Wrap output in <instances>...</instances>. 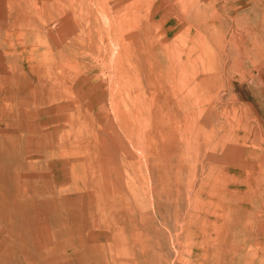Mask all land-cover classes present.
<instances>
[{
  "label": "rangeland",
  "instance_id": "1",
  "mask_svg": "<svg viewBox=\"0 0 264 264\" xmlns=\"http://www.w3.org/2000/svg\"><path fill=\"white\" fill-rule=\"evenodd\" d=\"M0 3V264H264V0ZM137 91L162 145L132 182L98 162L144 145Z\"/></svg>",
  "mask_w": 264,
  "mask_h": 264
},
{
  "label": "bare ground",
  "instance_id": "2",
  "mask_svg": "<svg viewBox=\"0 0 264 264\" xmlns=\"http://www.w3.org/2000/svg\"><path fill=\"white\" fill-rule=\"evenodd\" d=\"M127 2H129L130 0H126ZM181 1V0H180ZM4 2V1H3ZM140 2H141V0H135V1H132L131 0V4H129V6H125L124 7V10L125 9H129V8H132V9H134L135 10V7H136V5H140ZM78 3V2H77ZM83 3V2H82ZM177 3V2H176ZM179 3V2H178ZM185 3V2H184ZM183 3V4H184ZM188 3V2H187ZM1 4V3H0ZM16 4V3H15ZM97 4H99V2H97ZM3 5V4H2ZM179 7V6H178ZM185 7V6H184ZM184 7H183V9H184ZM93 8V7H92ZM35 9V8H34ZM87 9H88V7H87ZM121 9V8H120ZM187 9V8H186ZM91 10H93V9H91ZM104 11H107L106 9H104V7L103 6H100L99 8H98V10H97V12L98 13H104ZM119 11V10H118ZM117 11V12H118ZM92 11H90V13H91ZM181 12V11H180ZM85 13V12H84ZM89 13V14H90ZM109 13V12H108ZM14 14V13H13ZM67 14H69V13H67ZM80 14V13H79ZM117 14H119V13H117ZM4 15V14H3ZM7 17H8V15H6ZM66 16V15H65ZM64 16V18L66 19V17ZM67 16H69V15H67ZM84 16V15H83ZM82 16V17H83ZM90 16V15H89ZM92 16V15H91ZM139 16V15H138ZM137 16V17H138ZM4 16H2V18H3ZM40 17V16H39ZM70 17V16H69ZM109 17V16H108ZM140 17V16H139ZM63 18V17H62ZM68 18V17H67ZM85 18V17H84ZM91 18V17H90ZM140 18H143L142 17V15H141V17ZM1 19V18H0ZM28 19V18H27ZM104 19V18H103ZM138 19V18H137ZM3 20H4V18H3ZM3 20H1V21H3ZM68 20L69 19H67V22H68ZM84 20V19H83ZM62 20H60V22H61ZM86 21V20H85ZM3 22H5V21H3ZM57 22H59V21H57ZM80 22V21H79ZM82 22V21H81ZM91 22V21H90ZM1 23V22H0ZM29 23V22H28ZM43 23V25H44V22H42ZM56 23V22H55ZM1 24H3V23H1ZM21 24V23H20ZM27 24V23H26ZM63 24H64V22H63ZM81 24V23H80ZM87 24V23H86ZM7 25H9V23L7 24ZM23 25V24H22ZM56 25V24H55ZM55 25H52V27L53 26H55ZM59 25V24H58ZM57 25V26H58ZM62 25V24H61ZM90 25H91V23H90ZM3 26V25H2ZM46 26V25H45ZM56 26V27H57ZM63 26V25H62ZM67 26V25H66ZM65 25H64V27H66ZM69 26H71V24L69 25ZM104 26V25H103ZM4 27V26H3ZM61 27V26H60ZM101 27V26H100ZM58 28V27H57ZM85 28V27H84ZM26 29V28H25ZM28 29V28H27ZM48 29H50V28H48ZM61 28H59V30H60ZM78 29V28H77ZM95 29V28H94ZM73 30V29H72ZM49 31V30H48ZM57 31V30H56ZM61 31H64V29L63 30H61ZM49 32H51V31H49ZM48 32V33H49ZM11 33V32H10ZM47 33V34H48ZM57 33V32H56ZM59 33V32H58ZM61 33V32H60ZM69 33V31L67 32V34ZM88 34V33H87ZM50 36H51V34H49ZM56 35V34H55ZM59 35V34H58ZM57 35V36H58ZM69 35H71V33L70 34H68V36ZM99 35V34H98ZM12 36V35H11ZM53 36V35H52ZM146 36V35H145ZM55 37V36H54ZM54 37H51V38H54ZM100 37V36H99ZM103 37V36H102ZM107 37V36H106ZM38 38V37H37ZM5 39H7V38H5ZM12 39V38H11ZM55 39V38H54ZM58 39H60V38H58ZM136 39V38H135ZM40 39L38 38V41H39ZM53 40V39H52ZM68 40V39H67ZM80 40V39H79ZM132 40H134V39H132ZM131 40V41H132ZM35 42V41H34ZM136 42V41H135ZM135 42H132V43H134L135 44ZM139 42V41H138ZM59 43H60V41H59ZM8 44V43H7ZM61 44V43H60ZM130 44V43H129ZM133 44V45H134ZM62 45V44H61ZM110 45H111V42H110ZM131 45V44H130ZM136 45V44H135ZM37 46V45H36ZM116 46V45H115ZM138 46V45H137ZM165 46V45H164ZM131 47V46H130ZM139 47V49H140V47L141 46H138ZM111 49H112V47H111ZM112 50H114V51H116L114 48L112 49ZM135 50H136V46H135ZM15 51V50H14ZM13 51V52H14ZM98 51V50H97ZM100 51V50H99ZM140 51H141V49H140ZM46 53V52H45ZM106 54H107V52H105ZM134 53V52H133ZM142 53V52H141ZM47 54V53H46ZM57 54H59V51L57 52ZM98 54H99V52H98ZM136 54H138L137 53V51H136ZM183 54V53H182ZM95 55V54H94ZM102 55V54H101ZM112 55H114V52H112ZM126 55V54H125ZM124 55V56H125ZM141 55V54H140ZM61 56V55H60ZM85 56V55H84ZM105 56V55H104ZM103 56V57H104ZM138 56H139V54H138ZM142 57H144V56H142ZM91 58V57H90ZM115 58V57H114ZM173 58H174V56H173ZM44 59V58H43ZM58 59V58H57ZM138 60L140 59V57L139 58H137ZM53 60H54V56H53ZM128 60V59H127ZM144 60V59H143ZM100 61V60H99ZM137 61V60H136ZM140 61H141V59H140ZM96 62H98V61H96ZM101 62V61H100ZM115 62V61H114ZM113 62V63H114ZM138 62V61H137ZM145 62V61H144ZM188 62V61H187ZM56 63V62H55ZM138 65H139V62L137 63ZM183 64H184V62H183ZM104 65V64H103ZM102 65V66H103ZM98 66V65H97ZM141 66H143V65H140V67ZM104 67V66H103ZM17 68V67H16ZM58 69H59V67H57ZM141 69V68H140ZM146 69H148V68H146ZM17 70H19V68H17ZM105 70V69H104ZM149 70V69H148ZM147 70V71H148ZM161 70V69H160ZM183 70H185V68L183 69ZM182 70V71H183ZM11 71H13V70H11ZM117 71V70H116ZM162 71V70H161ZM16 72V71H15ZM105 72V71H104ZM108 72V71H107ZM140 72H141V70H140ZM163 72V71H162ZM46 73V72H45ZM99 73H101V72H99ZM145 72H143V74H144ZM16 74V73H15ZM28 74V73H27ZM59 74V73H58ZM67 74V73H66ZM105 74V73H104ZM103 74V75H104ZM148 74L149 73H147V76H148ZM182 74V73H181ZM10 75V74H9ZM13 75H14V72H13ZM49 76H50V74H48ZM114 75V74H113ZM141 75V74H140ZM144 75H146V74H144ZM143 75V76H144ZM185 75V74H184ZM12 76V75H11ZM14 76H16V75H14ZM14 76H13V80H14ZM21 76V75H20ZM97 76V75H96ZM127 76V75H126ZM138 76V75H137ZM150 76V75H149ZM178 76V75H177ZM16 77H19L18 76V74H17V76ZM99 76H97V78H98ZM139 77V76H138ZM166 77V76H165ZM89 78V77H88ZM100 78V77H99ZM98 78V82H99V80L101 79H99ZM103 78V77H102ZM142 78V77H141ZM169 78V77H168ZM173 78V77H172ZM16 79H18V78H16ZM15 79V80H16ZM47 79H48V81H51V80H49V78L47 77ZM51 79V78H50ZM104 80V79H103ZM110 80V79H109ZM148 80L149 79H147V82H148ZM17 81V80H16ZM19 81V80H18ZM89 81H90V79H89ZM107 81H108V79H107ZM53 82V81H52ZM97 82V83H98ZM150 82H151V79H150ZM170 82V81H169ZM188 82L189 81H187L185 78H184V80H179L178 81V86H185L186 84H188ZM17 83V82H16ZM30 83H32V82H30ZM29 83V84H30ZM34 83V82H33ZM100 83V82H99ZM103 83V82H102ZM101 83V84H102ZM119 83V82H118ZM166 83V82H165ZM206 83V82H205ZM36 84V83H35ZM54 84V83H53ZM70 84V83H69ZM77 84V83H76ZM15 85V84H14ZM104 85V84H103ZM151 85V84H150ZM171 85V84H170ZM30 86V85H29ZM33 86H35L36 87V85H34L33 84ZM69 85H66V87H68ZM81 86H83V85H81ZM80 86V87H81ZM153 86V85H152ZM152 86H150V87H147L148 89H153V87ZM15 87V86H14ZM34 87V88H35ZM94 87V86H93ZM33 88V89H34ZM65 88V87H64ZM71 88V87H70ZM70 88H68V89H70ZM142 88V87H141ZM32 89V88H31ZM31 89H29V90H31ZM36 89H37V87H36ZM35 89V90H36ZM67 89V88H66ZM66 89H65V92H66ZM170 90H171V88H169ZM187 89H189V87H187ZM72 90V89H71ZM74 90H76V89H74ZM107 90H108V88H107ZM183 90V89H182ZM86 91V90H85ZM90 91V90H89ZM187 91V90H186ZM30 92V91H29ZM35 91H33V93H34ZM38 92V91H37ZM58 92V91H57ZM63 92H64V90H63ZM87 92V91H86ZM108 92V91H107ZM107 92H105L104 91V93H107ZM144 92V93H143ZM150 92V95L152 94V92L151 91H149ZM172 94H175V90H174V88L172 89ZM188 92H189V90H188ZM31 94V92H30V94L31 95H34V94ZM36 93V92H35ZM68 93V92H67ZM71 93V95H72V92H70ZM145 93H146V91H142V92H139V91H137L134 95L135 96H133L132 98H131V100L129 101V104H128V109L133 113H130V112H127V114H126V116H128L129 118H134L133 120H127V122H126V126H127V128H126V131L129 133V135H130V138H129V142H131V143H133L132 141H133V139H134V141H136V139L135 138H137L138 140H139V143L141 142V143H143L144 145L142 146V147H140V145L138 146V147H140V148H142V149H138L137 148V146H135L136 148L134 149L133 148V150H132V152H126V151H122V155L120 156V155H118L119 153H118V151L116 150V149H113V148H108L107 149V147H106V149L104 150V148H103V150H104V154H105V160H104V156H100L99 158V165H98V171H102V170H104L105 168H107L108 166L107 165H111L112 166V171L114 172V171H117V170H119V169H121V167H123L124 165H127V166H129V167H131V169H129V167H126V169H125V173H126V178L127 179H129V180H132V182H133V180H134V178H135V176H136V178L138 177V171H137V169L135 168V166L137 167V165H138V163L139 162H141V163H139V165L140 166H142V165H146V161H147V158L149 157V156H147V152H146V145H145V140L142 138H140L141 136H140V130H141V128H143L144 127V130L143 131H146V129L147 130H149L150 132H153L152 131V125H154V127H157V132H156V130H155V132H153V134H154V137H156V145H157V147H160L161 145H162V143H161V139H162V135H161V123H159L158 121H156L155 119L157 118V120L159 119H161V103H162V100H161V93L160 92H156L155 91V93H153L152 95H153V97L151 98H146V96H145ZM29 94V95H30ZM96 94V93H95ZM95 94H93L92 96L94 97V95ZM124 94H126V93H124ZM132 94V93H131ZM130 94V95H131ZM155 94H159L157 97H156V95ZM185 94H186V92H185ZM189 94V93H188ZM70 95V94H69ZM70 95V96H71ZM73 95H74V93H73ZM106 95V94H105ZM36 96H38L37 94H36ZM69 96V97H70ZM91 96V97H92ZM15 97V96H14ZM31 97V96H30ZM72 97V96H71ZM75 96H73V98H74ZM21 98V97H20ZM32 98H33V96H32ZM67 98V97H66ZM78 98V97H77ZM94 98H96V97H94ZM23 99H24V97H23ZM28 99V98H27ZM35 99V97L32 99V100H34ZM68 99V98H67ZM93 99V98H92ZM148 99V100H147ZM200 99V98H199ZM17 99H15V101H16ZM30 100V99H29ZM37 100V99H36ZM85 100V99H84ZM90 100V99H89ZM21 101H23L22 100V98H21ZM107 101V100H106ZM148 101V102H147ZM24 102V101H23ZM29 102V101H28ZM31 102V101H30ZM32 102H34V101H32ZM49 102H50V100H49ZM55 101H53V103H54ZM90 102V101H89ZM95 102H96V100H95ZM19 103H20V101H19ZM18 103V104H19ZM22 103V102H21ZM20 103V104H21ZM25 103H27L26 101H25ZM48 103V102H47ZM52 103V104H53ZM97 103V102H96ZM99 103V102H98ZM151 103H153V105L151 104ZM24 104V103H23ZM29 104V103H28ZM33 104H35V103H33ZM32 104V105H33ZM54 104H56V102L54 103ZM70 104V103H69ZM92 104V103H91ZM109 104H110V102H109ZM194 104H195V102H194ZM15 105V104H14ZM22 105V104H21ZM36 105H37V101H36ZM66 105V104H65ZM101 105H103V104H101ZM108 105V104H107ZM197 105V104H196ZM96 106V105H95ZM20 107H22V106H20ZM19 107V108H20ZM99 107H101V106H99ZM96 108V107H95ZM151 108H153V110H154V121H152L153 120V118H152V116L149 114V113H151ZM209 108V107H208ZM17 109V108H16ZM15 109V110H16ZM90 109V108H89ZM103 109V108H102ZM125 109H126V107H125ZM158 110V115H156L155 114V110ZM20 110V109H19ZM59 110V109H58ZM96 110V109H95ZM98 110H99V108H98ZM188 110V109H187ZM218 110V109H217ZM89 111H91V109L89 110ZM100 111V110H99ZM111 111V110H110ZM51 112V111H50ZM64 112V111H63ZM147 112H148V114H147ZM188 112V111H187ZM11 113V112H10ZM23 114V113H22ZM217 114V113H216ZM8 115V114H7ZM15 115V114H14ZM31 115H33V114H31ZM54 115H55V112H54ZM71 115V114H70ZM102 115V114H101ZM100 115V116H101ZM209 115V114H208ZM220 115V114H219ZM8 116H10V115H8ZM34 116V115H33ZM49 116V115H48ZM102 116H105V115H102ZM113 116V115H112ZM210 116V115H209ZM208 116V117H209ZM15 117H16V115H15ZM25 117V116H24ZM58 117V116H57ZM78 117V116H77ZM106 117V116H105ZM5 118H7V117H5ZM13 118V117H12ZM17 118V117H16ZM66 118V117H65ZM114 118V117H113ZM9 119V118H8ZM14 119V118H13ZM2 120V119H1ZM104 120V119H103ZM109 120H110V118H109ZM114 120V119H113ZM121 120V119H120ZM65 121H66V119H65ZM106 121V120H105ZM219 121V120H218ZM217 121V122H218ZM221 121V120H220ZM219 121V122H220ZM72 122V121H71ZM113 122V121H112ZM115 122V121H114ZM205 122H206V120H205ZM204 122V123H205ZM63 123V122H62ZM202 123V122H201ZM115 124V123H114ZM121 124V123H120ZM50 125V124H49ZM56 125V124H55ZM54 125V126H55ZM64 125H67V124H64ZM85 125V124H84ZM99 125V124H98ZM216 125V124H215ZM50 126H52V124L50 125ZM69 126V125H68ZM102 125H100V127H101ZM206 126V125H205ZM41 127H42V125H41ZM53 127V126H52ZM129 127V128H128ZM217 127V126H216ZM69 129V128H68ZM71 129V128H70ZM69 129V130H70ZM102 129V128H101ZM108 129V128H107ZM206 129V128H205ZM204 129V130H205ZM218 129V128H217ZM45 130V129H44ZM125 130V129H124ZM219 130V129H218ZM211 132V131H210ZM44 133V132H43ZM58 133V132H57ZM103 133V132H102ZM120 133H122V132H120ZM46 134V133H45ZM50 134V133H49ZM49 134H47V136L49 135ZM134 134H135V136H134ZM121 135H123L124 136V134H121ZM183 134H182V139L181 140H185L186 142H185V144L186 143H189L188 142V139L189 138H183ZM57 137V136H56ZM121 137V136H120ZM71 138H73V137H71ZM212 138V137H211ZM45 139V138H44ZM47 139H49L48 137H47ZM50 139L52 140V138L50 137ZM49 139V141L48 142H51V140ZM54 139H56V138H54ZM115 139V138H114ZM123 139V138H122ZM125 139H127V138H125ZM180 140V141H181ZM46 143H47V141H45ZM56 142V141H55ZM127 142V141H126ZM181 142H183V141H181ZM51 144H53V143H51ZM127 144V143H126ZM212 144V143H211ZM45 145H47V144H45ZM129 145V144H128ZM200 145V144H199ZM10 146V145H9ZM187 146V145H186ZM49 147V146H48ZM53 147H54V145H53ZM130 147V146H129ZM49 148H52V146H50ZM48 148V149H49ZM161 148V147H160ZM12 149V148H11ZM54 149V148H53ZM132 149V148H131ZM138 149V150H137ZM13 151V150H12ZM148 151H149V149H148ZM145 154V155H144ZM119 156L120 157V159H119V163L118 162H116V156ZM164 156H166V155H164ZM118 158V157H117ZM69 160V159H68ZM76 160V159H75ZM78 160V159H77ZM85 160V159H84ZM124 161H126V164H124ZM84 163V162H83ZM146 167V166H145ZM67 168H68V165H67ZM146 169H148V168H146ZM66 171H68V170H66ZM147 171V170H146ZM69 172V171H68ZM137 173V174H136ZM115 174V178L116 179H119V180H123L122 179V176L120 175V177H116V176H118L119 175V173L118 172H115L114 173ZM140 174V173H139ZM147 174H148V172H147ZM8 175V174H7ZM96 175V174H95ZM104 175V174H103ZM103 175L101 176V178L99 179V180H106V178L105 177H103ZM99 176V175H98ZM149 176V175H148ZM13 178V177H12ZM65 178V177H64ZM149 179V178H148ZM91 181V180H90ZM150 184V183H149ZM142 185V184H141ZM99 186V185H98ZM150 187V186H149ZM96 188V187H95ZM107 189H109V188H107ZM150 189V188H149ZM69 190V189H68ZM106 192V191H105ZM108 192V191H107ZM111 193V192H110ZM107 194V193H106ZM4 195H5V193H4ZM83 195H84V193H83ZM148 195V194H147ZM113 196V195H112ZM150 196V195H149ZM84 197V196H83ZM85 198H87V197H85ZM151 198V197H150ZM91 200V199H90ZM99 200V199H98ZM114 200V199H113ZM87 201V200H86ZM94 201H96V200H94ZM111 201V200H110ZM109 201V202H110ZM149 201H151L152 202V200H149ZM102 202H103V200H102ZM85 203H87V202H85ZM153 203H154V201H153ZM153 203L152 204H150V205H153ZM90 207V206H89ZM152 208H153V206H151ZM116 211V210H115ZM150 212V211H149ZM123 214V213H122ZM183 219V218H182ZM122 221H123V219H122ZM85 223V222H84ZM87 223V222H86ZM94 223V222H93ZM115 224V223H114ZM95 227V226H94ZM93 227V228H94ZM94 229H97V228H94ZM88 230V229H87ZM93 230V229H92ZM87 232V231H86ZM108 232V231H107ZM112 234V233H111Z\"/></svg>",
  "mask_w": 264,
  "mask_h": 264
}]
</instances>
